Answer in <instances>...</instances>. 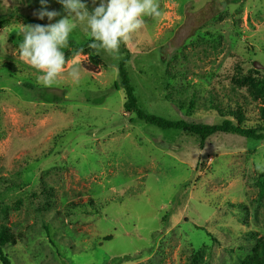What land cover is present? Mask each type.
Returning <instances> with one entry per match:
<instances>
[{"label": "rangeland", "instance_id": "obj_1", "mask_svg": "<svg viewBox=\"0 0 264 264\" xmlns=\"http://www.w3.org/2000/svg\"><path fill=\"white\" fill-rule=\"evenodd\" d=\"M46 3L51 23L66 15ZM159 3L164 15L116 53L92 51L77 23L48 87L19 53L25 26L50 23L41 0H0V225L11 236L0 264H242L264 235V141L163 131L125 112L115 88L123 66L146 115L212 126L239 107L256 126L264 0Z\"/></svg>", "mask_w": 264, "mask_h": 264}, {"label": "clouds", "instance_id": "obj_2", "mask_svg": "<svg viewBox=\"0 0 264 264\" xmlns=\"http://www.w3.org/2000/svg\"><path fill=\"white\" fill-rule=\"evenodd\" d=\"M58 3L66 15L51 23L59 13L48 11L46 0H41L37 18H47L50 23L25 26L19 48L20 58L40 73L38 82L48 87L65 72L67 61L62 49L68 46L69 35L77 23L86 22L93 41L90 48L116 53L122 43L129 42L131 35L144 27L146 17L159 19L164 15L159 0H92L98 6L91 11L84 0ZM67 75L78 82L80 68L73 66Z\"/></svg>", "mask_w": 264, "mask_h": 264}, {"label": "trees", "instance_id": "obj_3", "mask_svg": "<svg viewBox=\"0 0 264 264\" xmlns=\"http://www.w3.org/2000/svg\"><path fill=\"white\" fill-rule=\"evenodd\" d=\"M83 51H84L83 48H75V52L80 53ZM92 51L95 52L96 49H92ZM115 88L117 90L122 89L124 92L125 102L123 108L125 112L134 114L138 120H141L163 131H170V130L179 131L183 135L185 134L198 138L201 144H204L206 140L215 136L216 134L224 133L227 131H231L232 133H239L253 142L264 141V108L263 107L259 108L261 123L253 127H248L244 125L246 118L244 113L239 107H235V109L228 108L223 113H220L222 117L226 115L230 118L224 120L221 125L210 126L206 124L189 123L183 120L171 121L154 115H150V116L146 115L141 109L138 108L133 96V89L130 86L129 79L125 70H123V66L120 67L119 83L115 84ZM252 88L253 90L261 92V94L264 95V79L262 81V84H259L257 86H252ZM257 95L258 93H253L252 96L256 98ZM254 98L253 101L256 102ZM210 99H211L210 104H213L214 102L213 95H211ZM213 109L215 108L213 107ZM217 110H220V108L219 109L217 108ZM231 118H234L235 122ZM251 236H253L255 246L251 254L247 255L242 260V264H264V235L254 234ZM10 238H11L10 232L6 228V226L0 225V248L3 247V245L7 243L10 240Z\"/></svg>", "mask_w": 264, "mask_h": 264}]
</instances>
